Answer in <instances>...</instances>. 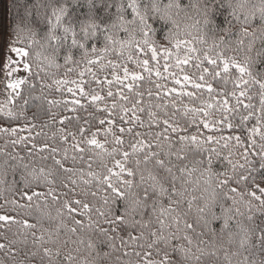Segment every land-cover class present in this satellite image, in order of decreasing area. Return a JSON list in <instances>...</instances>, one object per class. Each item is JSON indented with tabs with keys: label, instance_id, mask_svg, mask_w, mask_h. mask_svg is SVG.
<instances>
[{
	"label": "snow or ice",
	"instance_id": "snow-or-ice-1",
	"mask_svg": "<svg viewBox=\"0 0 264 264\" xmlns=\"http://www.w3.org/2000/svg\"><path fill=\"white\" fill-rule=\"evenodd\" d=\"M192 30L200 33L193 38L200 44H207L208 32L213 34L202 54L187 38ZM0 41L19 58L0 55L7 96L0 119L25 117L30 100L60 103L48 99L46 89L71 94L68 111L83 107L85 100L106 114L97 119L94 131L88 121L75 132L59 130L63 143L72 141L71 157L69 148L47 143L38 149L48 152L40 157L52 161L47 166L25 162L19 153L4 154V174L20 171L13 184L22 185L20 198L26 203L18 206L35 207L39 213L34 223L19 222L28 230L21 243L27 245L30 235L36 251L17 264H29V256L40 253L39 264L45 258L46 264H100L114 254L113 264H264V145L257 152L251 136L247 145L239 135L221 136L223 147L234 139L243 148V163L234 162L231 152L222 156L212 146L220 139L206 134L219 131L217 125L228 116L213 120L208 111L213 104L178 105L172 99L194 98L205 90L211 96L217 92L213 82L235 76L234 87L243 90L230 95L239 106L241 98L252 99L247 94L251 81L260 89V115L249 111L242 121L255 116L257 126L247 131L264 139V0H26L6 41ZM129 63L141 71L130 70ZM21 64L28 75L13 78ZM192 67L198 75L187 73ZM50 68L65 71L56 78ZM144 73L155 91L142 90ZM37 87L40 95H32ZM154 98L163 102L152 103ZM17 100L22 104L17 106ZM221 108L224 113L238 110L227 98ZM70 119L61 117L59 123ZM25 129L28 124L3 126L0 132ZM27 139L21 136L12 143ZM36 148L31 144L29 157ZM49 199L59 204L55 216L46 210ZM45 220L57 223L45 228ZM0 221L17 223L8 215H0ZM5 247L0 243V249Z\"/></svg>",
	"mask_w": 264,
	"mask_h": 264
},
{
	"label": "trees",
	"instance_id": "trees-1",
	"mask_svg": "<svg viewBox=\"0 0 264 264\" xmlns=\"http://www.w3.org/2000/svg\"><path fill=\"white\" fill-rule=\"evenodd\" d=\"M26 0H0V37H4L5 41L9 34L12 31V26L15 23L17 14H23V5L25 4ZM27 2H31V0H27ZM167 2V0H165ZM193 3L197 2V0H192ZM233 3H237L238 0H232ZM252 3L257 2V0H251ZM192 15H195L194 10L191 13ZM222 19V17H221ZM200 33L196 32L195 30H192V35L187 37L188 39H193L194 37H198ZM212 36L213 34L211 32H208L205 36V39L207 40V44H200L196 39H193V44L195 47L201 50V54L203 51H206L208 48V45L212 43ZM182 39L185 37H181ZM160 43H164V41H160ZM7 50L4 46V41H0V55H6ZM181 55H183V51L181 52ZM115 58V57H113ZM128 67L130 70L134 71H141V69L136 68L134 64L129 63ZM95 70V69H94ZM65 69H56V68H50L49 72L54 74L56 78H59L63 76ZM186 71L189 75H198L199 73L196 72V69L194 67L188 69L186 68ZM100 75H103V73H99ZM122 74V72H121ZM28 74L25 73L24 77ZM145 75V81L142 84V90L147 88H153V91H155V88L153 84L148 81L147 73H144ZM72 78H75V73L71 74ZM195 78V76H194ZM207 79H211L210 77H206ZM85 79H89V77H85ZM235 79V76L232 77V79H228L227 81L221 79L218 81L213 82V87L217 89V92H214L209 95V93L205 90L203 92H197L196 97L189 98V97H172V99H177V104H187L189 106H195V107H206L208 104H213L214 107L211 109H208V111L211 113V119L213 120H219L224 115L228 116V120L225 121L222 125H217V128H219V131H210L207 132V135H213L217 139H220L221 136L223 137H229V136H236L239 135L241 137V140L244 144H250V141L248 140V137L251 136L253 139H255V151L259 152L261 151V145H264V139H261V136L258 134H253L247 131V129H250L252 127L257 126V121L255 119V116L249 118L247 122L242 121L243 116H247L249 111H252L255 113V115H260L259 113V86L256 84H253L251 81H249L248 87V96H251L252 99L248 100L246 97L241 98V105H237L236 96L230 95L232 92H236V95H239V92L243 90V88H235L232 80ZM247 79V77H246ZM152 80H157L155 75L153 74ZM47 82H51L50 79ZM159 83H165L168 87H174L175 85L171 81H157ZM5 75L3 72H0V104H3L7 101V96L5 92ZM24 88V95H28V88L27 85L22 86ZM87 88V86H86ZM223 90V94H218L220 90ZM188 91H192V89L189 87ZM32 95L39 96L40 91L39 87H37L36 91L32 93ZM45 95H47L48 99H55L57 101H60L58 104L49 105L46 101L42 100H30L29 101V108L27 112L25 113V117H22L19 120L15 121H7L5 119H0V127L7 126L12 127L19 125L21 128L24 127L25 124L29 125V129H25L24 131H18L16 133H3L0 132V164L3 163V160L6 158L5 153H11L16 154L19 153V155L25 157V162H27L29 159L33 161V163L36 166H47L52 163V161L49 159L48 161H42L40 159L41 156H47L48 152H39L38 149L45 143L49 145V147H57L60 149H63L65 147L69 148V157H71L72 150H71V139H69L68 144L63 143L60 140V136L62 133L59 131L61 128L66 129L68 132H75L77 131V128L79 125H84L85 121H88L89 124L92 126L91 130H95L96 127H99L97 123L98 118H104L105 113L97 111L96 106L89 104L85 100H82V105L76 107V111H68L67 109L73 107V105L70 103L72 100L71 94H68L67 92H64L62 95L59 92H56L54 89H46ZM227 98L229 100V105L233 108H237L238 110L231 113H224L221 108L222 101ZM65 101H68V103H65ZM162 100H156L155 98L152 100V103H162ZM251 103L255 105V108L253 109H244L243 104ZM17 106L22 104L21 100L16 101ZM37 105L40 106V110L37 111ZM102 107V105L100 106ZM34 113L35 116L33 115ZM68 116L71 117L70 120H66L63 124L59 123V120L61 117ZM76 117H79L80 119L77 120ZM231 123L233 127L229 129L227 127L228 123ZM32 124H35V128H31L30 126ZM203 130V129H202ZM261 132H264V127L261 128ZM53 133L56 135L53 136ZM39 134V135H38ZM21 136L28 137L27 140L18 143L13 144L12 141L19 140ZM79 139V136L77 137ZM101 141L104 140L103 134H101L98 137ZM110 139V137H109ZM36 144L37 148L33 149L32 156H28V148L31 147V144ZM225 144V140L220 139L219 144H213V147H216L222 154V156H228L229 152H231L233 161H239L240 163H243V159L241 158V153L243 152L242 147H238L236 145V141L230 140L227 141L228 147H223ZM251 151V149H250ZM90 154V153H89ZM87 155H85V159L87 160ZM59 158V157H58ZM249 159H258V157H252L249 156ZM68 166H71V161L69 159ZM97 165H93L95 168ZM76 167H84L86 169V165L78 164ZM258 168V165H257ZM217 170H223V168L218 164ZM19 175L20 171L17 170L15 174H13L11 169L7 170V174H4L3 169H0V215H8L15 217V220L17 223L12 222H2L0 221V243H4L7 245L4 249H0V264H17V262L21 259H23L26 255L30 254L32 251H36V248L31 243V236L29 235L28 244L25 245L21 243L23 236L28 234V230L23 229L22 224L19 223L23 221L24 219H28L30 222L34 223L35 218L39 213L33 207V209L28 210L26 208H20L18 205L25 204L26 200H23L20 198V191L22 188V185L17 183L13 184V180L19 181ZM195 179V177H193ZM257 182L260 180V176H256ZM39 190L44 191V188L41 187ZM60 191H63L62 189ZM79 191V189H78ZM91 199V197H89ZM13 201H16V203H13ZM43 207V205H42ZM59 207V204H54L51 199L48 201V208L47 211H50L53 216H55V209ZM30 211V214H29ZM57 221H44V227L50 228L54 227ZM70 223V222H69ZM218 226V225H217ZM39 234V233H38ZM85 239H87V235H85ZM11 241H16L15 244L10 243ZM82 249L84 246H81ZM15 250V252H13ZM107 250V249H104ZM84 255H87V252L84 251ZM40 255H43V253H40ZM40 255H38L35 258H32L29 256V264H39ZM95 256V253L92 254ZM116 255L114 254L110 259H101L100 264H113L115 261ZM222 257V253H221ZM124 260L129 259L128 257H123ZM47 258H45V264H46Z\"/></svg>",
	"mask_w": 264,
	"mask_h": 264
},
{
	"label": "rangeland",
	"instance_id": "rangeland-1",
	"mask_svg": "<svg viewBox=\"0 0 264 264\" xmlns=\"http://www.w3.org/2000/svg\"><path fill=\"white\" fill-rule=\"evenodd\" d=\"M6 55H12V58L13 59H19L18 57H16L14 54H11V53H7ZM20 68H21V71L17 72L14 74L13 78H21V77H24L25 75V71H23V66L22 64L20 65Z\"/></svg>",
	"mask_w": 264,
	"mask_h": 264
}]
</instances>
